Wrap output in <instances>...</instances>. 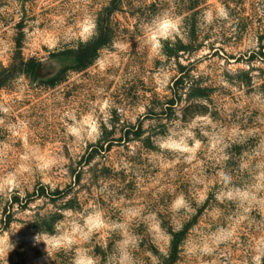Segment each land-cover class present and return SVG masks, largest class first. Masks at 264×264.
I'll return each instance as SVG.
<instances>
[{
    "label": "rangeland",
    "instance_id": "obj_1",
    "mask_svg": "<svg viewBox=\"0 0 264 264\" xmlns=\"http://www.w3.org/2000/svg\"><path fill=\"white\" fill-rule=\"evenodd\" d=\"M264 263V0H0V264Z\"/></svg>",
    "mask_w": 264,
    "mask_h": 264
},
{
    "label": "clouds",
    "instance_id": "obj_2",
    "mask_svg": "<svg viewBox=\"0 0 264 264\" xmlns=\"http://www.w3.org/2000/svg\"><path fill=\"white\" fill-rule=\"evenodd\" d=\"M76 264H81V262L80 261H77ZM89 264H90V262H89Z\"/></svg>",
    "mask_w": 264,
    "mask_h": 264
},
{
    "label": "trees",
    "instance_id": "obj_3",
    "mask_svg": "<svg viewBox=\"0 0 264 264\" xmlns=\"http://www.w3.org/2000/svg\"><path fill=\"white\" fill-rule=\"evenodd\" d=\"M264 264V263H263Z\"/></svg>",
    "mask_w": 264,
    "mask_h": 264
}]
</instances>
